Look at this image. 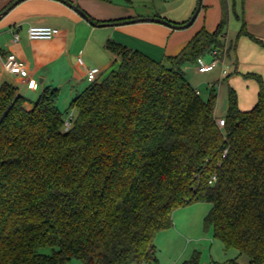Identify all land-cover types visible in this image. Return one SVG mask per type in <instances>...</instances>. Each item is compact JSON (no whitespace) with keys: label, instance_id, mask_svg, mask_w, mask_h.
<instances>
[{"label":"trees","instance_id":"1","mask_svg":"<svg viewBox=\"0 0 264 264\" xmlns=\"http://www.w3.org/2000/svg\"><path fill=\"white\" fill-rule=\"evenodd\" d=\"M226 28L223 10L165 62L107 41L119 67L72 100L69 130L57 89L28 102L1 87L0 264H155L157 235L197 203L226 250L264 264V79L249 76L259 92L247 111L230 90L221 126L215 90L204 101L184 71L224 51Z\"/></svg>","mask_w":264,"mask_h":264},{"label":"crops","instance_id":"2","mask_svg":"<svg viewBox=\"0 0 264 264\" xmlns=\"http://www.w3.org/2000/svg\"><path fill=\"white\" fill-rule=\"evenodd\" d=\"M14 1L0 0V14ZM67 1L80 8L98 24L110 23L113 18H118L114 17L116 13L111 11L113 9L109 3L112 2L109 0ZM197 7L198 0H191L185 11L181 13V18L169 20L159 13L152 17L162 18L175 25H183L191 19ZM123 10L124 16L137 17L131 14L129 8L124 7ZM223 10L227 17L226 35L222 38L224 56L230 57L231 52H234L235 56L229 61L230 71L226 77L235 71L264 79V0H224V4L221 0H202L199 14L189 28L174 30L168 27L150 26L159 33V47L157 53L143 51L155 61H160L161 54L164 58L177 55L200 30L213 33L221 22ZM30 26H51L59 29L60 33L52 40H30L27 35ZM112 27L116 26H92L73 9L58 0H25L19 3L7 15L0 17V89L6 84L13 85L19 95L28 102H34L43 91L55 88L59 91L58 109L61 112L67 110L72 100L91 83L87 79V71L94 70L97 81H102L111 71L118 69L119 59L106 48V43L109 40L115 42L117 40L129 44L124 40L129 29L113 30ZM242 28L244 32L241 34ZM15 34L19 35L16 41ZM232 37L237 40L234 45ZM10 53L16 54L26 62V77L15 76L4 70V61ZM224 56L221 57V62ZM79 57L82 58L84 67L78 65ZM222 64L225 67L224 62ZM194 71L199 73L197 68ZM32 80L38 84L36 90L29 87ZM197 92L200 95V91ZM253 107L239 106L243 111ZM74 111L77 115V111ZM224 117L225 115L221 118L216 116L221 126Z\"/></svg>","mask_w":264,"mask_h":264},{"label":"rangeland","instance_id":"3","mask_svg":"<svg viewBox=\"0 0 264 264\" xmlns=\"http://www.w3.org/2000/svg\"><path fill=\"white\" fill-rule=\"evenodd\" d=\"M109 1L113 3L109 4L113 9L111 11L116 13L114 17H118L113 18V21L110 23H118L138 18H152L157 13L169 20L181 18V13L185 11L191 0ZM124 7L129 8L131 14L137 15V17L129 18L128 16H124ZM150 26L168 27L158 23L142 22L119 25L112 28L113 30L129 29L128 35L124 38L129 44L121 43L117 40L116 42L147 55L144 52L145 50L157 53L160 41L159 33ZM231 39L234 45L237 40L235 37ZM224 52L225 50L222 53L219 51L222 55L221 57L224 56ZM234 58V52H231L230 57L224 56L222 58L225 67L221 62L216 69L204 75L195 73L194 71L195 68L198 70V62L197 64L189 63L184 66L187 80L194 89L200 91L201 99L207 101L212 90H215L217 94L215 114L218 118L226 116L228 112L230 90L235 92L238 106L241 108H251L258 100V85L253 78L246 76V74L235 73V71H232L229 77H222V70L226 69L227 74L229 73V61ZM162 60L166 61L163 54L160 56V61ZM210 60L211 57L206 56L202 62L208 64ZM63 112L65 121L71 114L76 118L74 110L68 108ZM210 209L211 205L208 203H197L176 210L173 214V226L170 229L161 231L157 235L155 245L158 261L155 264H182L184 261L189 260L195 252L199 254V264H249V258L246 255H239V252L235 249L226 250L223 243L214 238L212 227L206 226L204 222ZM40 252L50 255L52 254V249L43 248ZM69 264L83 263L77 259H72Z\"/></svg>","mask_w":264,"mask_h":264},{"label":"built area","instance_id":"4","mask_svg":"<svg viewBox=\"0 0 264 264\" xmlns=\"http://www.w3.org/2000/svg\"><path fill=\"white\" fill-rule=\"evenodd\" d=\"M60 33L59 29L51 26H30L27 31L28 38L30 40H52ZM19 35H14V40H18ZM77 63L79 66L84 67L82 58H78ZM221 63V55L218 50H214L211 54V61L208 64L202 62V58L198 60V72L205 74L213 71ZM4 70L12 75L26 77L27 68L26 62L19 58L16 54L10 53L6 56L3 64ZM87 79L89 82L93 83L97 81V75L94 70L87 71ZM227 72L222 70V77H225ZM36 81H30L29 87L32 90L37 88ZM74 116L71 114L69 118L64 122L63 129L69 130L74 122Z\"/></svg>","mask_w":264,"mask_h":264},{"label":"water","instance_id":"5","mask_svg":"<svg viewBox=\"0 0 264 264\" xmlns=\"http://www.w3.org/2000/svg\"><path fill=\"white\" fill-rule=\"evenodd\" d=\"M23 1H25V0H15L12 4H10L0 14V17L7 15L13 8H15L19 3L23 2ZM58 1L67 5L69 8L73 9L76 13H78L83 19H85L92 26H96V27L119 26V25L132 24V23L152 22V23H158V24L168 26L174 30H182V29H186V28H189L190 26H192L193 23L195 22L197 16H198V14H199V11L201 9V3H202V0H198L197 10L195 11V13L191 17V19L186 24H183V25H175V24H172V23H170V22H168L162 18H158V17L138 18V19L122 21V22H118V23H101V24H98L95 21H93L87 14H85L80 8H78L77 6L72 4L71 2H68L67 0H58Z\"/></svg>","mask_w":264,"mask_h":264}]
</instances>
